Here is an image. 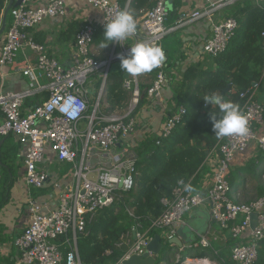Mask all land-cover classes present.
Returning a JSON list of instances; mask_svg holds the SVG:
<instances>
[{"label": "built area", "instance_id": "2783aa9c", "mask_svg": "<svg viewBox=\"0 0 264 264\" xmlns=\"http://www.w3.org/2000/svg\"><path fill=\"white\" fill-rule=\"evenodd\" d=\"M247 0H203L204 7L190 15L191 20L205 18L210 23L211 36L203 45V53L216 58L223 53L233 37L237 22L233 18L217 21L215 15L223 9ZM260 5L264 0H251ZM101 14V19L83 25L74 36L71 60L62 66L49 56L45 47L37 43L33 30L46 20L65 15V0H21L9 11L10 24L4 32L0 48V66L14 63L18 53L28 49L34 59L27 61L21 75L28 80L21 91H9L0 95V138L13 137L25 147L23 156L24 180L30 189L41 190L50 179L43 169L44 158L50 152L58 163L70 166L69 184L54 183L57 192V207L46 211L31 200L27 205L29 224L13 241L21 264H82L79 258L77 239L87 235V226L98 213L119 201L120 192L135 188V151L112 150L130 136L137 128L133 110L138 104L140 92L137 76L127 74L122 88L130 94L129 108L125 114H101L104 90L109 69L118 54L129 49L113 42L112 53L104 60L96 59L92 52L95 30H103L104 24L114 19L122 9L116 0H84ZM152 8L143 12L136 29L130 37H139L137 42L161 46L168 34L164 26L168 16V0H152ZM129 37V38H130ZM264 41V33L261 35ZM115 50H119L115 53ZM164 63L151 86L146 90L148 98L156 97L168 86ZM259 84L239 95L245 100L241 111L248 120L246 135L223 137L217 148L211 150L206 164L211 170L210 185L205 191H186L188 183L179 181L169 197L159 201L162 211L151 222L150 229L159 230L162 242L172 240L176 230L183 226V218L205 203L209 205L210 218L223 231L230 246L231 264H255L260 243L264 241V192L257 198L239 203L229 197L227 176L237 154L244 153L251 143L264 150V103L255 100ZM45 96L40 100V92ZM92 93V94H91ZM31 104L24 112L27 102ZM186 114L179 107L164 118L156 135L166 138ZM210 164H209V163ZM119 184L121 186L119 187ZM256 214L257 222L250 229V216ZM137 224L124 233L116 247H127L116 264H123L131 256H143L153 237ZM192 250L210 248L205 236L199 235L190 246ZM111 251L105 252L108 256ZM174 264H212L207 257L177 259ZM221 264L224 262L221 261Z\"/></svg>", "mask_w": 264, "mask_h": 264}, {"label": "trees", "instance_id": "16d2710c", "mask_svg": "<svg viewBox=\"0 0 264 264\" xmlns=\"http://www.w3.org/2000/svg\"><path fill=\"white\" fill-rule=\"evenodd\" d=\"M5 1L0 0V23ZM116 1L124 9L128 0ZM171 3L172 8L169 9L164 23L167 30L175 27L178 18L175 9L180 7L179 0H171ZM152 6V0H129L127 11L133 16L137 14L139 16ZM225 18L235 19L237 28L223 53L216 58L208 57L213 63V68L203 70L200 65L189 66L179 80H175V75L171 74L170 70L174 67L180 43H175L170 33L163 38L161 46L166 56L164 72L171 89L170 100L174 105V111L168 116L179 107H184L186 114L166 138L152 133L146 135L137 145L135 188L120 192L119 201L100 211L87 226V235L77 239L82 264H116L127 250L125 246H115L120 237L137 224L141 225L143 231L149 230L151 222L162 211L159 201L163 197H169L179 181L191 185L192 191L201 192L205 178L211 176L206 158L223 139L215 136L209 119V113L218 112L219 109L215 105H206L203 101L204 96L220 94L225 99L239 104L241 109L245 100L239 95L249 90L253 84H259L255 100L259 104L264 103V41L261 37L264 33V2L260 5L254 4L251 0L237 3L227 8ZM9 24L7 20L6 29ZM94 41L105 42L108 45L113 43L104 41L103 30L100 28L95 30ZM157 73L158 68L137 75L140 96L136 109L146 96H143L142 92L148 88L140 83V78L146 76L153 82ZM124 74L112 73L107 77L103 98L107 106L104 109L105 114L117 112L129 104L130 94L122 88ZM134 114L136 112H133L132 116ZM10 147L6 155L17 151V147ZM258 161L264 162L261 154L244 167L229 169L227 182L231 192L233 188L243 183L238 180L240 177L238 174L244 179H261L264 176V170H257ZM6 184V175L3 174L0 182V209L8 201L12 186V183ZM147 234L154 238L160 235V231L150 229ZM232 243L229 239V245ZM108 250L111 254L106 256L105 252ZM167 256L160 254L156 258V264L164 262ZM223 262L231 264L230 259L227 260L226 257Z\"/></svg>", "mask_w": 264, "mask_h": 264}, {"label": "crops", "instance_id": "0c3cea01", "mask_svg": "<svg viewBox=\"0 0 264 264\" xmlns=\"http://www.w3.org/2000/svg\"><path fill=\"white\" fill-rule=\"evenodd\" d=\"M13 1L15 2L16 0ZM46 1L36 0V3L44 4ZM8 2L9 0L5 1L4 9ZM179 5L180 7L175 9L178 15L176 25L169 29L168 32L175 40V43H180L174 67L170 70L171 74L175 75V80H179L186 69L192 65H200L203 70L213 68L212 61L204 55L202 50L204 43L211 36L210 23L205 18L190 19V15L193 12L202 10L204 7L203 0H179ZM226 12L227 8L218 12L215 15V19L222 21L225 19ZM142 15L143 13H140L139 16L138 14L134 16L137 30H139ZM100 19L101 14L89 7L84 0H65V15L62 18L44 21L33 30L32 34L34 40L45 47L49 56L54 57L62 66L66 67L70 64L71 49L76 32L83 25L97 22ZM7 20L10 22L9 14ZM139 38L140 36L127 38L125 41L126 48L130 49ZM3 42L4 36L2 35L0 37V48ZM100 43L99 41H94L91 52L96 59L104 60L112 53L113 43L104 49L100 48ZM118 52L119 50H115V53ZM33 59L34 53L26 49L18 53L13 64L0 66V95L9 91H21L27 87L28 80L21 75V70L27 61H32ZM140 83L149 88L152 81L143 76L140 78ZM44 96V91H41L40 100ZM170 99L171 89L169 86L161 90L156 97L148 98L145 96L136 114H134L137 121L136 130L124 141L120 142L112 150V153L115 154L125 149L135 151L137 145L146 135L159 133L163 125V119L174 111V105ZM35 103L33 101L27 102L24 112H27L31 104L35 105ZM103 115L108 114L103 113ZM10 146L17 147V151L6 155L7 150L11 148ZM24 152L25 147L20 145L15 138H0V182L4 174L6 175V185L12 183L8 201L0 209V264H21L19 262V254L13 246V241L22 234L29 224L28 203L31 200H35L44 207L45 212L54 210L57 207V192L53 189V184H69L71 181L70 166L65 163H58L53 155L47 152L42 167L48 172L50 179L43 190H29L24 180L22 163ZM258 154L264 157V150L259 149L255 143H251L244 153L237 154L234 157L229 169L235 170L244 167L250 160L256 158ZM256 165H258L257 170H264V162L258 161ZM238 176H240L238 180L243 181V183L233 188L232 192H230L231 199L249 202L264 192V176L261 179H244L241 174H238ZM210 178H205L201 191H205L209 187ZM183 223L184 227L188 226L191 228L185 231L186 240L190 245L189 243H183L182 248L173 247L167 254V259L160 264H174L178 258L184 259L187 257H207L212 264H221L225 257L227 260L230 259L231 245H229L228 236L211 220L208 203L186 214L183 218ZM190 231H192L191 234ZM199 235L206 237L210 248L204 251L190 249L193 239L198 238ZM172 259H175V261L173 262ZM257 264H264V241L260 243L258 249Z\"/></svg>", "mask_w": 264, "mask_h": 264}, {"label": "clouds", "instance_id": "9594fccd", "mask_svg": "<svg viewBox=\"0 0 264 264\" xmlns=\"http://www.w3.org/2000/svg\"><path fill=\"white\" fill-rule=\"evenodd\" d=\"M136 28L137 24L133 14L127 10H121L116 13L114 19L104 24V41L122 45L127 38L135 33ZM99 46L104 49L108 43L101 42ZM117 59L121 62L122 70L135 77L159 68L164 63L166 56L160 46L137 42L126 54H118ZM203 101L206 105H215L219 109L218 112L209 113L213 132L218 139L233 135L243 136L248 133V120L239 104L227 100L217 93L204 96ZM185 190L191 191V185H186Z\"/></svg>", "mask_w": 264, "mask_h": 264}, {"label": "water", "instance_id": "95a60500", "mask_svg": "<svg viewBox=\"0 0 264 264\" xmlns=\"http://www.w3.org/2000/svg\"><path fill=\"white\" fill-rule=\"evenodd\" d=\"M20 2L21 0H16L15 2L13 0H9L6 8L4 9L1 23H0V37L4 34L6 30V22H7V17H8V13L10 9L18 6ZM170 7H171V0H168V8L170 9ZM118 72H122L124 74V71L121 68V62L113 63L109 69V74L118 73ZM126 78H127V74H124V79ZM145 93H146L145 91L142 92V95L144 96ZM120 186L121 184H119V187ZM256 222H257V216L256 214H252L250 216V229L251 230L255 228ZM188 229H191V228H189L188 226L184 227V225L179 227L176 230L175 237L172 238V240L167 241V243L162 242V239L160 236H155L153 240L149 243L147 247V252L143 256H131L128 260L124 261L123 264H156V258L160 254L166 255L169 253V251L173 247L182 248L183 243L185 244L189 243L186 240L187 238L185 237V231ZM191 232L192 231H190V234ZM196 240L197 238L196 239L194 238L192 242L194 243Z\"/></svg>", "mask_w": 264, "mask_h": 264}, {"label": "rangeland", "instance_id": "374dc122", "mask_svg": "<svg viewBox=\"0 0 264 264\" xmlns=\"http://www.w3.org/2000/svg\"><path fill=\"white\" fill-rule=\"evenodd\" d=\"M3 36H4V34H3ZM1 37H2V36H1ZM106 107H107V106H106L105 102H103V103L101 104V110H100V112H101L102 114L104 113V109H105ZM128 108H129V104H128L124 109H121V110L117 111V113L123 115V114H125V113L127 112ZM133 112H137L136 107H135V109L133 110ZM236 201L239 202V203H244V201H242V200H236ZM172 261L174 262L175 259H172ZM170 264H171V263H170Z\"/></svg>", "mask_w": 264, "mask_h": 264}]
</instances>
